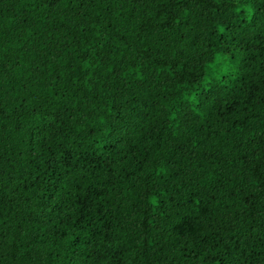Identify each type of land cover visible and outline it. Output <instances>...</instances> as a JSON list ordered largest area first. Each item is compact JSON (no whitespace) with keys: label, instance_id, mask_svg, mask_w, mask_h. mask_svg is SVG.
Returning a JSON list of instances; mask_svg holds the SVG:
<instances>
[{"label":"trees","instance_id":"16d2710c","mask_svg":"<svg viewBox=\"0 0 264 264\" xmlns=\"http://www.w3.org/2000/svg\"><path fill=\"white\" fill-rule=\"evenodd\" d=\"M0 264H264V0H0Z\"/></svg>","mask_w":264,"mask_h":264},{"label":"rangeland","instance_id":"374dc122","mask_svg":"<svg viewBox=\"0 0 264 264\" xmlns=\"http://www.w3.org/2000/svg\"><path fill=\"white\" fill-rule=\"evenodd\" d=\"M101 257H102V255L100 256V258H101ZM100 258H99V259H100Z\"/></svg>","mask_w":264,"mask_h":264}]
</instances>
